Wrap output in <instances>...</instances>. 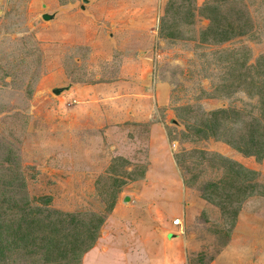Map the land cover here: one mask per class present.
I'll use <instances>...</instances> for the list:
<instances>
[{
    "label": "rangeland",
    "instance_id": "1",
    "mask_svg": "<svg viewBox=\"0 0 264 264\" xmlns=\"http://www.w3.org/2000/svg\"><path fill=\"white\" fill-rule=\"evenodd\" d=\"M175 192L167 243L139 212ZM148 237L152 264H264V0H0V264Z\"/></svg>",
    "mask_w": 264,
    "mask_h": 264
},
{
    "label": "crops",
    "instance_id": "2",
    "mask_svg": "<svg viewBox=\"0 0 264 264\" xmlns=\"http://www.w3.org/2000/svg\"><path fill=\"white\" fill-rule=\"evenodd\" d=\"M150 137H151L152 140H155V137H156L155 132L153 133V131H152V133L150 134ZM153 142L155 143V141H153ZM160 161H162V160L160 159ZM168 162L169 161H167L166 163H168ZM161 170L165 173V180L169 184L171 179L169 178V175L167 176V174H168L167 169L166 168L165 169L161 168ZM174 179H175V176H174ZM162 187L164 189V186H162ZM165 187H167V186H165ZM169 190L172 193L174 191L173 189L171 190L170 188H169ZM173 201L175 202V204H172V206H171V202L172 201H168L169 205H166L164 208H162V205L157 204V205H152V206H150V209H149V207L147 209L146 206L144 205L143 211L139 212L141 214H143V213H146V214H150L151 213V214H153L152 218L156 221L155 223L159 224V226H160L159 229H161L162 232H165L166 236L163 237V240L165 242H167V243H169V238L168 237H169L170 234L177 235V233L179 232V228H178L179 226H176V225H174V223H171V222H165V220L159 221L158 217H159V212L162 211V210L164 212H167V214L168 213L169 214L172 213L173 208H175L177 206L176 204L178 203V194H176V192H175V198L173 199ZM144 210H146V211L144 212ZM121 211H123V210H121ZM116 220H117L116 218L112 219L111 224L116 225V224H114V223H116ZM245 223H246L245 220H242L240 225H239V227L236 228V229H240L242 226L245 225ZM149 238L150 237H148V240H144L143 242H141L139 240H138V242H136L137 250H136V253H135L134 257L131 258L130 264H152V262L150 260L148 261V258H149V255H150L148 246L152 244L151 243L152 240H149ZM175 239L176 238H171V240H175ZM102 240H104V239L102 238ZM163 240H161V241H163ZM188 240H190V239H188ZM159 241L160 240L155 241L153 245H156V244L160 245ZM238 241L239 240H231V241H229L226 244V246L219 245L216 249L214 248V245H210L208 247V251H209L210 254H212V253L216 254V258L215 259L217 260V258L221 254L230 253V252L235 253L236 251H239L240 250L239 249L240 245L235 247V245H237ZM186 242H187V240H186ZM160 249H161L162 253L164 251L165 252L164 254H168L169 253L170 256L173 259L175 258V249H167L165 247H163V248L160 247ZM219 249H222V250H221V252L217 253V250H219ZM255 250H256L255 252H257V249H255ZM147 255H148V258H147ZM259 255H261V251H259ZM151 260L153 261V263L155 262L154 264H169L170 263V262L167 261L168 259L164 260V256L161 257V255L158 252H155V251H152V259ZM174 264H178V263L176 262Z\"/></svg>",
    "mask_w": 264,
    "mask_h": 264
},
{
    "label": "trees",
    "instance_id": "3",
    "mask_svg": "<svg viewBox=\"0 0 264 264\" xmlns=\"http://www.w3.org/2000/svg\"><path fill=\"white\" fill-rule=\"evenodd\" d=\"M24 218H25V216H23L22 218H21V221H23V223L25 224V223H28V220L25 218V220H24ZM27 221V222H26ZM22 225L21 226H18V228L19 229H22ZM25 228V230H26V232L28 233V231H29V228H28V226H26V227H24ZM27 235V238H28V234H26ZM51 240H53V239H51ZM59 241V240H58Z\"/></svg>",
    "mask_w": 264,
    "mask_h": 264
},
{
    "label": "water",
    "instance_id": "4",
    "mask_svg": "<svg viewBox=\"0 0 264 264\" xmlns=\"http://www.w3.org/2000/svg\"><path fill=\"white\" fill-rule=\"evenodd\" d=\"M51 18H52V16H50V15H48V14H45V15H44V19H45V20H49V19H51ZM62 90H63V89H56V90H55V93H56V94H59V93L62 92Z\"/></svg>",
    "mask_w": 264,
    "mask_h": 264
},
{
    "label": "built area",
    "instance_id": "5",
    "mask_svg": "<svg viewBox=\"0 0 264 264\" xmlns=\"http://www.w3.org/2000/svg\"><path fill=\"white\" fill-rule=\"evenodd\" d=\"M174 224H175L176 226H179V225H180V219L175 220V221H174Z\"/></svg>",
    "mask_w": 264,
    "mask_h": 264
}]
</instances>
